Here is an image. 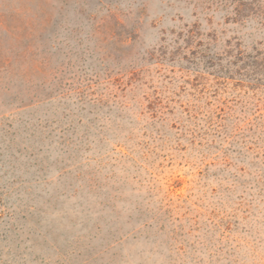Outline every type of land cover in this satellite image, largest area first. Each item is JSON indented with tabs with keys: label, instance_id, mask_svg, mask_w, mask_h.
I'll return each mask as SVG.
<instances>
[{
	"label": "rangeland",
	"instance_id": "rangeland-1",
	"mask_svg": "<svg viewBox=\"0 0 264 264\" xmlns=\"http://www.w3.org/2000/svg\"><path fill=\"white\" fill-rule=\"evenodd\" d=\"M47 1L41 12L32 0H0V58L15 91L25 73L42 80L32 74L43 59L62 72L65 88L88 85L98 95L136 84L144 92L128 99L159 97L169 121L152 119L146 103L134 110L139 125L128 145L111 133L81 144V130L68 144L49 135L48 107L15 110L0 98V264H264V222L220 223L221 204L251 198L260 211L253 219L264 220V194L226 190L223 162L211 163L225 158L230 140L205 135L204 124L190 137L185 112L196 97L210 108L215 89H224L205 84L202 55L264 50V0H64L61 13L57 0ZM230 81L217 121L228 104L253 118V105L264 107V82L252 90ZM259 152L253 162L264 165V146ZM149 217L157 227L142 226Z\"/></svg>",
	"mask_w": 264,
	"mask_h": 264
},
{
	"label": "trees",
	"instance_id": "trees-1",
	"mask_svg": "<svg viewBox=\"0 0 264 264\" xmlns=\"http://www.w3.org/2000/svg\"><path fill=\"white\" fill-rule=\"evenodd\" d=\"M32 1L37 4L41 12L48 5L47 0ZM63 1L57 0L59 7L60 4L64 3ZM57 12L61 13L62 8L60 7ZM46 36V38L51 37V35ZM202 58L206 59V68L208 70V77L205 79V84L208 85V88L213 89L216 82L219 81L220 83L218 85L224 89H215V93H218L220 98L214 99V104L208 109L204 108L201 101L202 97H196L192 98L191 101H186L188 105H186L187 109L185 112L190 114L187 121L192 126V128L187 130L188 135L194 137L193 135H195L196 129L199 128L200 124H204L206 126L205 129L210 133H205V135H218L219 138L223 136V142L226 143L230 140L228 145L232 148L224 152L225 158L219 159L216 155L212 159L213 163H211L221 165L223 162L225 169L221 170V172H227L229 179L224 180L230 182V187L226 190L233 192L240 185L243 189L247 188L248 190L256 188L257 195L264 194V188H259V190L257 188L258 184L261 186L264 184V165H258V163L253 162V159L260 156L259 151L264 146V107L259 108L260 105H253L258 113L251 118L250 116L245 117L244 115L242 117H239V115L236 116V106L228 104L229 106H223L226 115L220 118L219 121H217L218 118L216 116L220 105H222L221 94L227 92L226 88L231 83L230 80L237 78L241 82L240 87H244L242 85L244 83L252 90L258 89L259 86L257 84L264 82V50L259 51L253 57H250L248 54L245 55L243 52L232 54L228 51L222 53L210 51L208 54L202 55ZM36 62L38 68L32 76L37 78L41 73L43 74L40 75L42 76V80H30V76L25 73L22 78H24L26 86L20 91H15L14 86L8 84L10 80L8 79L6 82L4 79L7 61L0 58V98L4 97L5 100L2 102L9 106L15 105V110H23L37 105H45L48 107L44 116L47 117L50 109L51 118L48 127L51 129L49 135L54 138H63L68 143L72 139L71 136L75 135L77 130H81V135H76V140L81 144L86 142L92 144L94 142L93 139L87 137L88 134L103 136L106 139L107 134L111 133L116 138H121L122 141L119 144L128 145L136 137L134 130L139 125V120L135 116L134 110L146 108L144 107L146 103L147 108H151L154 113V116L151 117L152 119L156 115H159L157 118L158 121L156 122L160 121L161 125L169 121L161 117L164 116V113L160 112V110H163L166 105L162 103L159 97L151 100L148 95L144 94L136 102H133L132 100L134 99L132 98L128 99V96L133 91L144 92L136 84L133 85L131 82L126 83L119 90L120 84L117 83V85H112V90L109 94L99 93L98 95L88 85L84 86L83 89H80L82 87L74 89L65 88V86L61 85V82L64 80L61 71L49 68L43 59ZM8 74L10 73L8 72ZM118 90L119 95L116 93ZM218 90L220 91L218 92ZM219 110L222 111L221 109ZM58 113L59 116L56 119L53 118ZM46 123H48V120ZM124 125L128 128L126 134L122 132ZM151 125L153 124L150 123L147 127ZM70 131L71 133L68 135ZM214 140L211 139L209 142L210 144L208 145L210 148H212L211 143ZM105 141L107 143L109 142L108 140ZM67 143L63 144L67 145ZM248 158L250 159L246 160ZM232 169L234 172L230 171ZM249 195L251 196L252 194L249 193ZM228 198L227 196L224 197L226 204L228 203ZM221 208L224 211L220 223L224 224L227 228L230 225L237 226L240 224L246 227L254 224H263L264 222L262 216L259 221L253 219V216L256 213L259 214L260 211L257 203L252 198L247 201L244 199L239 201L236 207H229L223 203L221 204ZM239 213H241V216H239ZM238 218L240 220L239 222ZM120 219L121 217L118 214L111 221L101 219L97 225L98 228L102 226L106 227L109 222L111 223L113 220L119 221ZM123 223L127 224L128 221H123ZM141 223H143L142 226L148 225L149 228L158 226L157 221H153L151 217L146 221L141 220ZM125 237L126 235L122 234L117 241L119 242Z\"/></svg>",
	"mask_w": 264,
	"mask_h": 264
}]
</instances>
